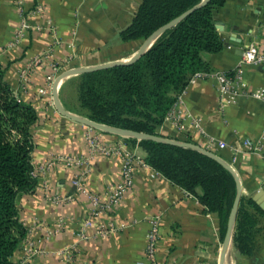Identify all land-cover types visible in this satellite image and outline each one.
<instances>
[{
  "label": "crops",
  "instance_id": "1",
  "mask_svg": "<svg viewBox=\"0 0 264 264\" xmlns=\"http://www.w3.org/2000/svg\"><path fill=\"white\" fill-rule=\"evenodd\" d=\"M141 2L23 0L20 10L15 0H0V64L4 80L19 100L33 106L37 115L31 126L34 170L52 155H87L84 136L90 128L60 114L54 105V67L60 72L132 56L144 38L122 40L120 31L129 25ZM20 16H25L28 27L14 42ZM263 18L264 0H224L214 10L223 47L216 53H203L211 67L210 74L233 75L241 62L242 47L261 40ZM242 69L249 90L264 87V64L244 63ZM73 76L64 78L60 85ZM59 98L67 109L60 92ZM219 101L212 76L190 81L174 105L181 112L180 122L164 120L160 134L196 143L229 162L231 151L220 148L216 141L233 144L245 138L256 139L264 127V100L240 96L222 110ZM101 138L113 141L117 136L103 133ZM130 149L142 160L134 164L133 186L112 212L90 217L86 238H79L77 232L90 216V204L72 186L73 174L83 166L55 165L39 174L33 191L18 196L19 219L26 232L38 222L50 229L60 218L64 220L63 227L48 237L41 230L31 231L38 250L32 264H60L59 251L71 245L76 246L83 264H145V233L153 215L160 216L156 264H219L224 236L217 213L206 210L194 195L148 165L144 160L146 151L138 142ZM120 166L117 156L95 155L85 178L87 188L102 197L108 185L119 179ZM236 172L242 193L253 195L261 189L262 162L258 155H246L236 165ZM45 194L72 198L58 203ZM109 224L111 229L98 234ZM25 241L24 236L14 251L13 264L23 258ZM230 247L231 264H264V249L248 258L238 253L234 242Z\"/></svg>",
  "mask_w": 264,
  "mask_h": 264
},
{
  "label": "trees",
  "instance_id": "2",
  "mask_svg": "<svg viewBox=\"0 0 264 264\" xmlns=\"http://www.w3.org/2000/svg\"><path fill=\"white\" fill-rule=\"evenodd\" d=\"M200 0H142L122 40L147 38L154 30ZM224 0H209L156 38L136 60L78 75L85 117L111 126L160 135L166 114L197 72H211L203 53H216L223 41L216 29L214 10ZM37 119L32 105L19 100L4 80L0 64V264L11 257L26 229L19 219L17 198L33 191L34 147L31 126ZM145 151V162L168 180L194 195L216 212L224 236L235 197L232 174L216 160L188 147L153 139L128 137ZM242 256L264 249V211L241 194L232 232Z\"/></svg>",
  "mask_w": 264,
  "mask_h": 264
},
{
  "label": "built area",
  "instance_id": "3",
  "mask_svg": "<svg viewBox=\"0 0 264 264\" xmlns=\"http://www.w3.org/2000/svg\"><path fill=\"white\" fill-rule=\"evenodd\" d=\"M16 6L21 10L23 0H15ZM28 27L25 16H20V28L15 34L14 42L22 34V31ZM11 43V42H10ZM249 57L251 59H249ZM244 63L264 64V18L261 21V40L259 42L250 41L246 43L241 49V62L235 69L233 75H226L224 73L216 72L210 74L208 72L195 73L190 81L195 79H205L212 76L216 80V89L218 91L220 101L219 107L222 110L227 103H234L240 96H250L255 99L264 100V87L255 90H249L244 81V72L242 65ZM56 69V67H54ZM189 81V82H190ZM44 92V90H42ZM178 100V99H177ZM176 103V102H175ZM175 105V104H174ZM173 107L166 114L164 120L173 122H180L181 112ZM196 125H198L196 123ZM89 131L85 133L84 140L87 149L86 156H72V155H52L39 167L38 170L32 171V175L37 179L39 174H43L50 170L53 166L64 164L66 166H83L76 171L72 176V186L74 189L82 194L90 204V216L85 218L78 228L77 236L79 238H86L85 228L90 225V217L98 216L102 213H110L121 202L124 194L133 186L134 178V164L142 162L136 156L124 140V136H117L113 141H105L101 138L103 131L89 127ZM92 130V131H91ZM95 130V131H94ZM220 148H228L231 151V158L229 164L236 170V165L241 160H245L246 155L256 154L260 157L262 162V177L261 189L264 190V127L261 129L258 137L254 140L245 138L240 142L228 144L223 140L216 141ZM101 154L104 156H117L121 159L120 177L116 182L108 185L105 194L101 197L91 192L86 184V174L90 171V163L95 155ZM45 196L51 201L63 203L65 199H71L72 195L65 197H51L48 194ZM149 227L145 233V244L142 252V260L145 264H156V255L158 252V242L160 239V216L153 215L148 219ZM64 225V220L59 219L54 228H48L41 222L36 223L30 230L26 232L24 244V256L19 264H32V257L38 252L34 240H32L30 233L32 230H41L47 237L53 233L58 232ZM109 227L101 228L98 234H104ZM27 236V238H26ZM60 264H83L78 259V250L75 245H71L59 251Z\"/></svg>",
  "mask_w": 264,
  "mask_h": 264
},
{
  "label": "water",
  "instance_id": "4",
  "mask_svg": "<svg viewBox=\"0 0 264 264\" xmlns=\"http://www.w3.org/2000/svg\"><path fill=\"white\" fill-rule=\"evenodd\" d=\"M209 0H200L198 3H196L194 6L188 8L185 10L183 13L180 15L176 16L175 18L169 20L165 24L161 25L158 27L156 30H154L147 38H145L143 44L141 47L130 57L126 59H121V60H113V61H108L105 63H100V64H95L91 66H86V67H76V68H69L58 74L53 83H52V88H51V93H52V99L54 102V105L58 112L74 121H77L79 123H82L88 127L103 131L105 133H111V134H116L124 137H132L136 138L138 140L140 139H153L156 141H161L164 143H169L173 145H178L182 147H188L192 148L214 160H216L218 163H220L222 166H224L233 176L236 184V192H235V197L229 212L227 224H226V230L225 234L223 237V242H222V248L220 252V258H219V264H225V254H226V249L230 243V239L232 237V232L234 228V222H235V217L238 209V204L239 200L242 194V186H241V181L238 173L232 166L224 160L221 156L218 154L201 147L200 145L189 142L186 140H177V139H172V138H167L164 136L160 135H152L144 132H138L130 129H124V128H119L115 126H111L108 124L104 123H99L93 120H90L88 118L82 117L74 112H71L67 109H65L60 101L59 95H58V88L62 80L68 76L71 75H77L85 72H90L98 69H104V68H109L113 66H119V65H125L128 64L134 60H136L138 57H140L143 53H145L150 46L153 44V42L156 40L158 36H160L165 30L168 28L174 26L176 23H178L180 20H182L184 17H186L188 14L193 12L194 10L198 9L205 3H207ZM252 199L260 206V208L264 211V190L259 189L255 194L252 195Z\"/></svg>",
  "mask_w": 264,
  "mask_h": 264
},
{
  "label": "rangeland",
  "instance_id": "5",
  "mask_svg": "<svg viewBox=\"0 0 264 264\" xmlns=\"http://www.w3.org/2000/svg\"><path fill=\"white\" fill-rule=\"evenodd\" d=\"M144 40H145V38H144ZM144 40H143V42H144ZM63 71L64 70L59 72V69H55V73L53 74L52 78H54V76L56 77L58 74H60ZM78 75L79 74L71 77L70 79L63 82L61 85H59L60 89L58 88V95L60 92V97L64 103V106L67 109H70V110L74 111V113H77L78 115H80L82 117H85L84 114H86L87 109L81 105V101H80V79H79ZM85 118H87V117H85ZM116 136H120V135H116ZM126 138H128V137H125L124 140L127 142L128 146L130 147V145L133 144L134 142L127 141ZM177 140H180V139H177ZM242 194L246 195V196H252V193L243 192ZM232 242H233V237H231L230 243L226 249L225 264H231V260H230L231 259L230 258V252H231L230 248L231 247L230 246H231Z\"/></svg>",
  "mask_w": 264,
  "mask_h": 264
},
{
  "label": "clouds",
  "instance_id": "6",
  "mask_svg": "<svg viewBox=\"0 0 264 264\" xmlns=\"http://www.w3.org/2000/svg\"><path fill=\"white\" fill-rule=\"evenodd\" d=\"M249 59H251V58L249 57Z\"/></svg>",
  "mask_w": 264,
  "mask_h": 264
}]
</instances>
